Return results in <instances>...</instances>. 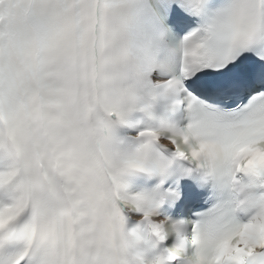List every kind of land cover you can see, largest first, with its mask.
Listing matches in <instances>:
<instances>
[{
    "label": "snow or ice",
    "instance_id": "obj_1",
    "mask_svg": "<svg viewBox=\"0 0 264 264\" xmlns=\"http://www.w3.org/2000/svg\"><path fill=\"white\" fill-rule=\"evenodd\" d=\"M0 264H264V0H0Z\"/></svg>",
    "mask_w": 264,
    "mask_h": 264
}]
</instances>
